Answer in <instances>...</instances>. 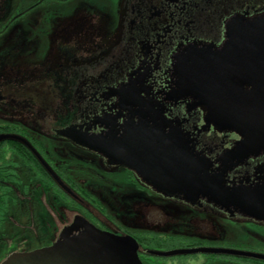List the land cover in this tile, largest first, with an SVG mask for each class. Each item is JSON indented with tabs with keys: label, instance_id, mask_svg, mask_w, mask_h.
I'll return each mask as SVG.
<instances>
[{
	"label": "flooded vegetation",
	"instance_id": "af4514ba",
	"mask_svg": "<svg viewBox=\"0 0 264 264\" xmlns=\"http://www.w3.org/2000/svg\"><path fill=\"white\" fill-rule=\"evenodd\" d=\"M137 1L148 10L144 17ZM177 5L181 18L173 14ZM196 7L195 0H0V197L7 219L0 260L47 247L59 226L83 219L135 239L143 264H264L256 256L264 255L263 226L212 214L204 202L172 209L174 199L147 191L149 184L114 158L91 156L77 142L114 125L125 133L128 112L117 91L125 93L130 79L144 78L175 118L168 95L178 82L177 57L194 39L219 44L229 17L255 15L264 0H217L211 16ZM137 48L139 55L129 54ZM199 148L205 154L209 147ZM193 249L201 251L169 254Z\"/></svg>",
	"mask_w": 264,
	"mask_h": 264
},
{
	"label": "water",
	"instance_id": "95a60500",
	"mask_svg": "<svg viewBox=\"0 0 264 264\" xmlns=\"http://www.w3.org/2000/svg\"><path fill=\"white\" fill-rule=\"evenodd\" d=\"M215 1L195 0V10L211 16ZM143 4L137 1L144 17L148 10ZM150 5L158 6V1ZM176 12L181 18L178 5ZM221 37L219 44L194 39L177 57L178 82L168 95L175 103V118L155 101L144 78L130 79L125 93L117 91L128 112L125 133L120 134L116 125L110 128L107 121V133L85 134L77 142L91 153L114 158L168 199L189 207L204 202L212 214L264 225V10L232 15ZM123 49L121 41L117 54ZM140 50L130 49L129 54L137 56ZM214 133L222 134L225 143L213 142ZM5 138L0 136V141ZM201 146L209 147L206 155ZM138 250L132 237L103 232L76 219L51 245L12 253L1 264H143Z\"/></svg>",
	"mask_w": 264,
	"mask_h": 264
},
{
	"label": "rangeland",
	"instance_id": "374dc122",
	"mask_svg": "<svg viewBox=\"0 0 264 264\" xmlns=\"http://www.w3.org/2000/svg\"><path fill=\"white\" fill-rule=\"evenodd\" d=\"M48 108V107H47ZM48 125H50L51 124V122H48L47 123ZM89 153V152H88ZM88 153H85V154H88ZM90 155H91V152L89 153ZM95 154H93V155H91V156H94ZM132 174V173H131ZM132 175H134V174H132ZM135 176V175H134ZM135 178L137 179V177L135 176ZM138 180V179H137ZM138 183H140L139 181H138ZM141 184V183H140ZM140 186H142L143 187V185H140ZM147 188H148V190H147ZM146 188V190L147 191H150L151 193H153L154 192V190L152 189V188H150V187H147ZM155 193V192H154ZM173 202H175V204L174 205H180V206H187L186 204H184V203H182L183 201L182 200H178V199H175V200H173ZM174 205H172V206H170V207H173ZM189 207V206H188ZM190 208V207H189ZM6 210V209H5ZM71 217L72 216H70L69 217V219H68V221L71 219ZM4 219H6V215L5 214H2L1 215V218H0V233L2 232V230H3V227L5 226V224L4 223H7V219L6 220H4ZM227 219H229V218H227ZM235 221V220H234ZM199 222V221H198ZM236 222H239V223H253V224H256V225H259V226H263L264 227V225H262V224H259V223H255V222H248V221H244V220H241V221H236ZM202 224V227L205 229V230H208V229H210V227H208V225H206L205 223H201ZM62 227L63 226H59V229L57 230V232L54 234V237L52 238L53 240H51V242H50V245L59 237V235H60V231L62 230ZM33 250V249H32ZM15 252H26L25 250L23 251V250H21V249H17V250H15V251H12V252H9L8 254H6V255H4L2 258H1V260H0V264H1V262L2 261H4L10 254H12V253H15Z\"/></svg>",
	"mask_w": 264,
	"mask_h": 264
},
{
	"label": "trees",
	"instance_id": "16d2710c",
	"mask_svg": "<svg viewBox=\"0 0 264 264\" xmlns=\"http://www.w3.org/2000/svg\"><path fill=\"white\" fill-rule=\"evenodd\" d=\"M5 207H6V203H5V201L0 197V218H1V215L3 214V211L5 210Z\"/></svg>",
	"mask_w": 264,
	"mask_h": 264
}]
</instances>
